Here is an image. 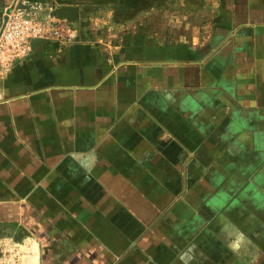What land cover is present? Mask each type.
I'll return each instance as SVG.
<instances>
[{"label":"crops","instance_id":"0c3cea01","mask_svg":"<svg viewBox=\"0 0 264 264\" xmlns=\"http://www.w3.org/2000/svg\"><path fill=\"white\" fill-rule=\"evenodd\" d=\"M37 1L76 37L0 71V248L264 264V0Z\"/></svg>","mask_w":264,"mask_h":264},{"label":"built area","instance_id":"2783aa9c","mask_svg":"<svg viewBox=\"0 0 264 264\" xmlns=\"http://www.w3.org/2000/svg\"><path fill=\"white\" fill-rule=\"evenodd\" d=\"M3 13L0 29V71H9L15 63L25 59L34 40L67 41L75 39L76 32L68 24L52 15L42 17L47 8L37 0H12ZM8 253V254H7ZM31 253L15 245L6 253L0 249V264H37ZM25 257V258H24Z\"/></svg>","mask_w":264,"mask_h":264},{"label":"rangeland","instance_id":"374dc122","mask_svg":"<svg viewBox=\"0 0 264 264\" xmlns=\"http://www.w3.org/2000/svg\"><path fill=\"white\" fill-rule=\"evenodd\" d=\"M12 0H5L4 2H3V5H2V14L4 13V11L6 10V8L7 7H9L8 5L10 4V2H11ZM3 16V15H2ZM1 249V248H0ZM2 251H4L5 253H6V251L5 250H3V249H1ZM8 254V253H7Z\"/></svg>","mask_w":264,"mask_h":264},{"label":"flooded vegetation","instance_id":"af4514ba","mask_svg":"<svg viewBox=\"0 0 264 264\" xmlns=\"http://www.w3.org/2000/svg\"><path fill=\"white\" fill-rule=\"evenodd\" d=\"M3 14H2V12H1V10H0V29H1V26H2V24H3V16H2Z\"/></svg>","mask_w":264,"mask_h":264}]
</instances>
